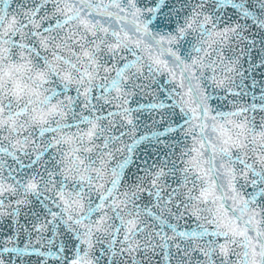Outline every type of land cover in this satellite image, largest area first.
I'll use <instances>...</instances> for the list:
<instances>
[{"label":"snow or ice","instance_id":"1","mask_svg":"<svg viewBox=\"0 0 264 264\" xmlns=\"http://www.w3.org/2000/svg\"><path fill=\"white\" fill-rule=\"evenodd\" d=\"M0 264H264V0H0Z\"/></svg>","mask_w":264,"mask_h":264}]
</instances>
